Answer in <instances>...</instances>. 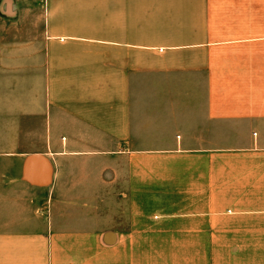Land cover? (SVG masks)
<instances>
[{
  "label": "crops",
  "instance_id": "obj_1",
  "mask_svg": "<svg viewBox=\"0 0 264 264\" xmlns=\"http://www.w3.org/2000/svg\"><path fill=\"white\" fill-rule=\"evenodd\" d=\"M0 264H264V0H0Z\"/></svg>",
  "mask_w": 264,
  "mask_h": 264
},
{
  "label": "rangeland",
  "instance_id": "obj_2",
  "mask_svg": "<svg viewBox=\"0 0 264 264\" xmlns=\"http://www.w3.org/2000/svg\"><path fill=\"white\" fill-rule=\"evenodd\" d=\"M175 235L179 241H194L197 237V235L192 232H180Z\"/></svg>",
  "mask_w": 264,
  "mask_h": 264
}]
</instances>
